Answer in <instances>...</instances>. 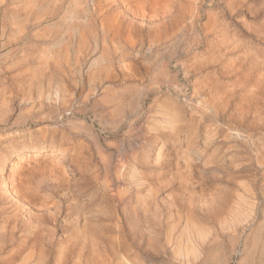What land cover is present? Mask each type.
<instances>
[{"label": "rangeland", "instance_id": "rangeland-1", "mask_svg": "<svg viewBox=\"0 0 264 264\" xmlns=\"http://www.w3.org/2000/svg\"><path fill=\"white\" fill-rule=\"evenodd\" d=\"M83 6L38 86L0 57V264H264V0Z\"/></svg>", "mask_w": 264, "mask_h": 264}, {"label": "crops", "instance_id": "crops-1", "mask_svg": "<svg viewBox=\"0 0 264 264\" xmlns=\"http://www.w3.org/2000/svg\"><path fill=\"white\" fill-rule=\"evenodd\" d=\"M84 11L83 0H0V57L17 69L12 76L21 79L19 86L40 83L39 70L27 64L43 62L49 68V63L83 52L80 43L88 40L90 30L80 18ZM45 19L50 21L42 23Z\"/></svg>", "mask_w": 264, "mask_h": 264}, {"label": "bare ground", "instance_id": "bare-ground-1", "mask_svg": "<svg viewBox=\"0 0 264 264\" xmlns=\"http://www.w3.org/2000/svg\"><path fill=\"white\" fill-rule=\"evenodd\" d=\"M50 67V66H49Z\"/></svg>", "mask_w": 264, "mask_h": 264}]
</instances>
